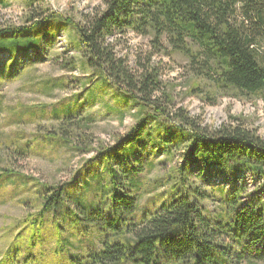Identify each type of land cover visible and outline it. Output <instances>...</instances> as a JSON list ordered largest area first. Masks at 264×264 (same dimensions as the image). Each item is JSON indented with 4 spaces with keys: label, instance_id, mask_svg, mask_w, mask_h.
Wrapping results in <instances>:
<instances>
[{
    "label": "trees",
    "instance_id": "1",
    "mask_svg": "<svg viewBox=\"0 0 264 264\" xmlns=\"http://www.w3.org/2000/svg\"><path fill=\"white\" fill-rule=\"evenodd\" d=\"M25 1L19 24H0V63L5 55L12 63L43 61L41 50L50 52L63 27H70L81 67L91 71L85 100L110 92L117 103L134 109L135 122L126 134L111 147L94 149L87 161H98L110 181L93 174L94 198L83 193L91 187L88 180L71 197L74 205L91 208L101 194L107 215L94 224L97 247L69 264H264V137L243 116L231 115L216 128L204 124L177 104L175 87L164 82L160 65L151 62L153 53L184 58L194 81L190 92L199 87L197 79L206 81L212 104L230 95L264 101V0H103L79 20L39 0ZM129 33L149 38L153 48L135 68L115 51L117 41ZM61 65L70 71L76 67L67 60ZM4 77L0 71V81ZM75 95L77 102L83 98ZM69 110L63 118L54 116L57 130L43 133L48 141L74 143L64 130L88 137L92 118L77 108ZM143 141L178 161L171 167L167 192L155 190L142 203L141 177H136L141 170L131 160L138 159ZM1 171L0 178L14 173ZM123 175L129 188L119 183ZM37 184L42 207L22 225L32 228L31 236L46 213L67 215L76 209L63 203L66 184ZM78 209L77 218L83 213Z\"/></svg>",
    "mask_w": 264,
    "mask_h": 264
},
{
    "label": "rangeland",
    "instance_id": "2",
    "mask_svg": "<svg viewBox=\"0 0 264 264\" xmlns=\"http://www.w3.org/2000/svg\"><path fill=\"white\" fill-rule=\"evenodd\" d=\"M5 2L10 6L4 7ZM38 2H43L57 13L79 20L84 14L100 8L103 0ZM25 8V0H2L0 24H19ZM72 35L70 27H63L50 52L42 49L43 61L39 60L33 66L27 60L12 63L6 59L7 55L0 63V71L6 75L0 81V174L4 169L14 171L10 177L0 178V264H69L73 257L83 256L97 247V238L92 233L96 230L94 224L97 220L107 215L106 198L100 194L93 200L92 207L88 208L83 204L74 205L71 197L80 194L84 182L89 181L91 187L85 188L83 193L91 200L97 180L110 181L98 161L94 165L87 161L96 154L94 149L111 147L124 136L135 122V117L134 109H131L133 106L117 103L115 95L110 92H101L92 100H85L90 94L88 78L91 71L82 69L81 55ZM152 50L149 38L134 33L120 38L115 48L117 55L128 59L133 68L140 61L146 62ZM65 60L74 61L76 67L72 71L63 69L61 64ZM151 62L160 65L164 82L171 88L175 87L177 104L191 115L202 118L204 124L216 128L227 122L231 115L243 116L248 125L264 137V101L261 99L230 95L218 97L216 104H212L209 97L214 95L209 93L211 89L206 81L197 79L199 87L190 92L194 81L184 58L153 53ZM101 86L99 82L97 89ZM76 93L82 94L79 102L75 101L78 97ZM69 108L68 112L77 108L84 117L92 118L89 128H84L88 137H75L72 131L64 130L62 133L71 135L74 143L48 141L49 136L43 133L56 131L58 120L54 116L63 118ZM149 142L147 145L141 142L138 159L131 160L141 170L136 172V177H141L139 197L142 203L156 193L167 192L171 167L178 161L177 157L167 158L160 148L150 150ZM16 150H23L26 154L22 155ZM96 173L99 175L97 180L92 177ZM127 178V175L121 179L119 177L123 188H129ZM36 180L49 185L66 184L63 203L71 208L76 206L78 211L81 208V216L77 218L76 209L67 215L57 211L55 215L52 210L46 213L42 225L35 228L36 236H31L29 232L32 228L22 225L26 216L38 212L42 207L41 188ZM225 185L229 190V186ZM150 204L151 201L147 202V205ZM64 216L68 219L65 220ZM20 230L21 235L16 237Z\"/></svg>",
    "mask_w": 264,
    "mask_h": 264
}]
</instances>
